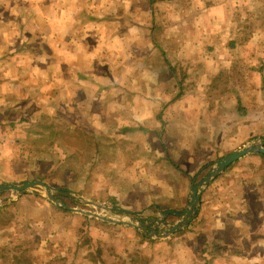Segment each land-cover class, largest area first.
<instances>
[{
  "label": "crops",
  "instance_id": "1",
  "mask_svg": "<svg viewBox=\"0 0 264 264\" xmlns=\"http://www.w3.org/2000/svg\"><path fill=\"white\" fill-rule=\"evenodd\" d=\"M250 19L263 27L264 0H0V185L42 179L125 215L181 213L192 186L234 152L227 142L264 136L263 94L256 104L234 97L230 117L219 109L231 100L203 93L221 87L232 57L248 58ZM256 69L252 87L263 92ZM27 90L33 105L67 115L72 138L86 129L100 140L97 124L108 123L112 155L87 143L36 150L40 117L18 113ZM4 193L12 202L0 210V264H256L261 254L264 264L263 154L232 163L203 190L194 219L157 241L37 190Z\"/></svg>",
  "mask_w": 264,
  "mask_h": 264
},
{
  "label": "rangeland",
  "instance_id": "2",
  "mask_svg": "<svg viewBox=\"0 0 264 264\" xmlns=\"http://www.w3.org/2000/svg\"><path fill=\"white\" fill-rule=\"evenodd\" d=\"M250 21H253L252 23L253 24L255 23V26L248 28V32L250 33L249 35L251 36V38H253L252 49H247L248 54H249L248 58L247 59L241 58L242 57L241 55L232 57L231 63L234 65L233 70H231V72L229 74L223 75L226 79L222 80L223 86L221 85V87H219L221 89L218 88V90H215V91L203 92L206 97H208L207 96L208 94L210 95V98H213V95H216L217 99L223 97V98L227 99V101L231 100V102H233V104H230V102L227 103L225 105L226 107H224V109H223V112H222V109H219L221 116H224V115L230 116L231 115L230 112H232V115L234 113H237L234 110V108H235L234 102L236 99H239V101L240 100L244 101V104H249V103H255L256 104L259 100L258 96L259 95L262 96V94L264 96V91L258 92L256 90V87H252L253 85H255L257 83V77L256 76H258V74H257L258 69H256V68H258L259 65L261 64L262 68L264 69V25L262 27V21L257 20V19H254V20L250 19ZM261 30H263V32H260ZM251 33L252 34L256 33V35L258 34V36H260V37H258L259 39L257 38L256 35L252 36ZM244 39H247V38L244 37ZM242 43H244V42H242ZM246 46H248V44ZM246 78L249 79L250 81L249 82L246 81ZM246 82H247V84H245ZM234 97H235V100H234ZM245 98H247V99H245ZM31 99H35V98L33 97V94L28 93V90H27L26 95L24 97V102H23V106H24L23 111L19 110L18 113L20 116H22L21 118L24 121H27V118H29L31 120H34V119L37 120L38 117H40L41 122H38L39 123L38 125L36 124V122L34 123V127L40 132V134L42 136L41 138H38V139H36V141H34L36 150L37 149H40V150L45 149V148H42V146L47 144V143L49 144V146L56 144L59 147H62V150L64 149V147L66 145L72 144V146L74 148H76V147L80 148L81 146H84L87 143L88 144L87 148H89L90 152L97 151L101 147V153H103V152L106 153L104 158H106L108 155H112V153H108V150L106 147V145L109 143L108 137L105 136L106 137L105 138L102 135L103 134L102 133L103 127L107 126L108 123H105L104 125L102 123L97 124V127L99 128L98 134L101 136L100 140L93 139L94 137L92 134L94 132H92L90 130L84 131L86 129H80L81 133L78 131H74L73 133H71L74 136L72 138L69 136L70 134L67 131V129H68L67 121H69V118L67 117L66 114H63V113L60 115H55L53 113L50 114L51 112L47 106L39 107L37 105H33V103L31 101H29ZM261 99H263V98L261 97ZM218 104L223 105V103H220L219 101H218ZM8 110H9V108H8ZM14 113H15V110H12L9 112V114H14ZM224 113H226V114H224ZM254 116H256V115L254 114ZM13 123H15V122H13ZM52 123L57 124V126L60 129H58L56 131L54 129V124H52ZM0 124L3 125V124H8V123L0 122ZM102 125H103V127H102ZM255 126H256V123L250 124V127H255ZM0 132L4 133L3 129H1ZM99 135H96V137ZM32 141L33 140H31V141L26 140V143H29L28 145H30V143H32ZM252 141H257V142L263 143L264 142V136L261 134H257V133H250L245 138H241V139H239V137L235 138V142H233V141L227 142L226 147H227V149H231L232 151H235L236 149L243 147V145L245 146ZM225 155H227V153L220 156V158L225 156ZM90 158H91V155H90ZM220 158H218V159H220ZM246 161L247 160L244 161V164L247 163ZM132 162H134V161H132ZM254 169H255V167H254ZM201 172H202V175H204V173H203L204 171L202 170ZM198 175H199V173H198ZM198 175L196 177H198ZM256 177L257 176H255L254 178H251V179H255ZM258 177H259V175H258ZM37 181H39V180H37ZM36 190L40 191L43 194V192L40 188H37ZM253 191H254V189L251 188V192H253ZM255 192H257V191H255ZM73 193H75L79 196H82L86 199L96 201L106 208L116 207V205L112 204L111 202H109L107 200H96V199H92V198L90 199V198H87V196L84 194L77 193V192H73ZM245 194L246 193L242 192V195H245ZM56 199L60 200L67 207H70L73 209H80L82 211H87L90 213L98 214L100 216H104L105 218H109V217H113V216H119L123 219H127V217L135 218L134 217L135 215H125L122 213H114V212H108L107 213L106 211H104L102 208H100L98 206H94L92 204H83V203L78 202L76 200H71L67 197L56 196ZM11 202H12V200L9 197V193L1 194L0 195V210L5 208L6 207L5 205L9 204ZM247 206H246V208H247ZM160 213L161 212L159 210L155 209L150 214L154 217H148V218L159 219L160 215H161ZM177 220H178L177 218H169L167 216L165 218L166 223L164 225L170 226V224L177 222ZM94 225L95 224H93V226ZM154 230H156L158 232H163L165 229L162 227H156V228H154ZM151 240L157 241V239H151ZM259 253H262V252H257V251L248 252L249 258L251 259L253 257H256V255ZM263 254H264V252H263ZM79 255L77 256V254H76L75 258H78V257L80 258ZM93 257L98 258L99 254H97L95 252V254H93ZM261 259H262V254L260 256L259 255L257 256V260H259V261H256V264H260L262 262ZM58 261H61V260L58 259Z\"/></svg>",
  "mask_w": 264,
  "mask_h": 264
},
{
  "label": "water",
  "instance_id": "3",
  "mask_svg": "<svg viewBox=\"0 0 264 264\" xmlns=\"http://www.w3.org/2000/svg\"><path fill=\"white\" fill-rule=\"evenodd\" d=\"M263 154L264 155V142L252 141L247 145L241 147L240 149L220 158L216 161L213 166L207 171L204 178L194 184L191 188L189 201L187 207L181 213L174 212H165L160 215L159 219L155 218H144L138 215H135V218L127 217V219H123L119 216H113L109 218H105L104 216H100L98 214L90 213L87 211H82L80 209H73L64 205L60 200L56 199V196L67 197L71 200H76L83 204H92L94 206H98L102 208L104 211L121 213L122 211L116 207L106 208L100 203L86 199L82 196H79L71 191H66L63 189H57L50 187L43 182L32 180L22 183H6L0 185V195L4 192H12V193H20L24 191H34L37 188H40L43 192V195L46 196L51 202H53L57 207L67 210L72 213L84 215L90 218H96L100 220H104L105 222L118 224L123 226H128L135 228L142 234H144L147 238L151 239H165L169 236L175 234L180 229L187 226L196 216L199 205H200V197L203 190L210 184L212 180H214L218 175H220L226 168H228L232 163L236 162L240 158L248 154ZM173 214L179 219L177 222L170 224V226L164 225L165 217L167 215ZM169 225V224H168ZM156 227H162L165 230L163 232H158L154 230Z\"/></svg>",
  "mask_w": 264,
  "mask_h": 264
},
{
  "label": "trees",
  "instance_id": "4",
  "mask_svg": "<svg viewBox=\"0 0 264 264\" xmlns=\"http://www.w3.org/2000/svg\"><path fill=\"white\" fill-rule=\"evenodd\" d=\"M262 156V155H261ZM41 181H43L42 179H40Z\"/></svg>",
  "mask_w": 264,
  "mask_h": 264
}]
</instances>
